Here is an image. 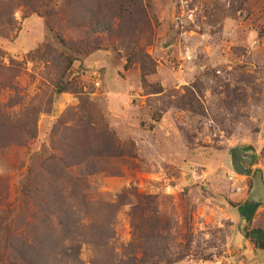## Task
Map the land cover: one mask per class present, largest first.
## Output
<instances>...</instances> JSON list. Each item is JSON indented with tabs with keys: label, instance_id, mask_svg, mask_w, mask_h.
Segmentation results:
<instances>
[{
	"label": "rangeland",
	"instance_id": "1",
	"mask_svg": "<svg viewBox=\"0 0 264 264\" xmlns=\"http://www.w3.org/2000/svg\"><path fill=\"white\" fill-rule=\"evenodd\" d=\"M233 148L255 154L245 174ZM257 170L264 0H0V264L51 230L60 262L55 198L84 222L117 204L108 248L129 264H264L237 211Z\"/></svg>",
	"mask_w": 264,
	"mask_h": 264
},
{
	"label": "trees",
	"instance_id": "2",
	"mask_svg": "<svg viewBox=\"0 0 264 264\" xmlns=\"http://www.w3.org/2000/svg\"><path fill=\"white\" fill-rule=\"evenodd\" d=\"M71 60L67 65L70 66ZM126 65L127 61H126ZM144 63L141 64V67ZM127 67V66H126ZM142 77L148 75L146 67L141 70ZM145 85V81L141 80ZM66 88L59 86L58 91L61 93ZM153 93L157 94L161 92V88L157 87L152 89ZM52 188V187H51ZM43 190L33 188L31 194L35 197ZM32 197V196H31ZM54 197V195H52ZM61 198H58L60 200ZM49 200H41L42 206H47L49 212L48 203ZM80 207V208H77ZM115 207L117 204L107 203L104 209V217L98 220V218H92L88 222H84V217L90 216L87 210L83 212V208L77 202L70 203L69 200L63 202H57L56 198L51 204V209L55 210V216H58V226L61 232V237L58 240L57 247L61 249L62 258L60 262L55 261V264H83L79 260V250L82 245L91 246L94 249V258L90 261V264H129L121 261L111 249L108 248L111 238L113 237L112 225L114 224L113 215L117 211ZM259 205L249 204L246 201L243 204L237 206L239 217L244 221L247 226L244 232V237L252 241L255 250L264 249V235L261 229L253 228L249 230L250 224L254 212ZM85 209V207H84ZM52 236V230L47 233H42L43 239H33L32 245L23 242L22 238L14 240L16 243L15 252L19 256L22 264H47L45 261L46 252L45 247L49 244ZM66 246V247H65ZM118 258V259H117ZM52 264V263H48Z\"/></svg>",
	"mask_w": 264,
	"mask_h": 264
},
{
	"label": "water",
	"instance_id": "3",
	"mask_svg": "<svg viewBox=\"0 0 264 264\" xmlns=\"http://www.w3.org/2000/svg\"><path fill=\"white\" fill-rule=\"evenodd\" d=\"M231 166L236 173L245 174L246 169L242 162L251 163L255 154L246 149L233 148L230 153ZM246 202L254 205H264V181L262 179V173L257 170L254 172L252 179V187L250 188Z\"/></svg>",
	"mask_w": 264,
	"mask_h": 264
},
{
	"label": "flooded vegetation",
	"instance_id": "4",
	"mask_svg": "<svg viewBox=\"0 0 264 264\" xmlns=\"http://www.w3.org/2000/svg\"><path fill=\"white\" fill-rule=\"evenodd\" d=\"M244 162V161H243ZM243 164V163H242Z\"/></svg>",
	"mask_w": 264,
	"mask_h": 264
}]
</instances>
